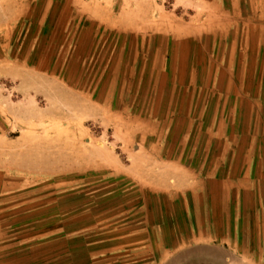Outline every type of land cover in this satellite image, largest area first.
<instances>
[{
    "label": "rangeland",
    "instance_id": "374dc122",
    "mask_svg": "<svg viewBox=\"0 0 264 264\" xmlns=\"http://www.w3.org/2000/svg\"><path fill=\"white\" fill-rule=\"evenodd\" d=\"M202 59L264 109V0H0V264H250L229 254L248 227L176 246L150 187L174 179L152 158L179 146L174 82Z\"/></svg>",
    "mask_w": 264,
    "mask_h": 264
},
{
    "label": "crops",
    "instance_id": "0c3cea01",
    "mask_svg": "<svg viewBox=\"0 0 264 264\" xmlns=\"http://www.w3.org/2000/svg\"><path fill=\"white\" fill-rule=\"evenodd\" d=\"M190 33L183 39L190 37L186 42L192 44L196 32ZM211 65V60H193L187 78L180 85L174 82L171 114L178 117L171 129L181 132V141L179 146L173 145L171 154L167 151L152 158L166 163L167 173L172 170L174 179L152 181L150 187L153 193L174 201L164 204V209L175 227L185 228L173 231L176 246L204 249L220 247L215 242H228L238 247V227H248L249 234L240 239L243 249L229 254L232 260L251 264L254 258L264 259V251L249 249L252 243L264 246V236L252 235L258 225L255 219L264 226V150L260 143L264 135L259 134L264 129V109L255 106L252 94L234 92L230 78L220 88ZM176 246L174 243L172 248ZM163 256L160 264H172L175 250ZM217 256L220 264L221 253ZM206 258L201 250L198 264H206Z\"/></svg>",
    "mask_w": 264,
    "mask_h": 264
}]
</instances>
